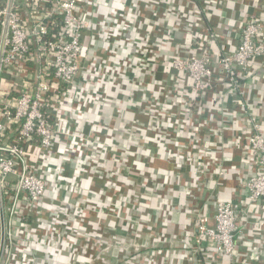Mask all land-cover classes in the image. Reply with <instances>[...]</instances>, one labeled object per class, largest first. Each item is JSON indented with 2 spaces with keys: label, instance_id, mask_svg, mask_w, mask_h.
<instances>
[{
  "label": "crops",
  "instance_id": "crops-1",
  "mask_svg": "<svg viewBox=\"0 0 264 264\" xmlns=\"http://www.w3.org/2000/svg\"><path fill=\"white\" fill-rule=\"evenodd\" d=\"M100 3L96 25L88 28L83 38L87 56L102 64L107 61L103 65L106 71L103 88L112 93L111 105L129 117L141 113L148 117L146 123L150 124H145L147 128L142 132H138L140 128L135 125L134 141L126 147L123 175L118 174L119 184L121 176L123 182L115 190L116 194L108 197L103 208L77 211L83 215L78 223L80 227L66 226L65 221L73 220L72 210L76 215V209L67 208L68 204H65L61 221L55 219L52 207L49 215L41 217L42 224L37 219L34 221L33 213L27 217L33 219L34 230L18 220L11 223L8 229L17 240L13 247L21 245V251L17 247V255L12 256L9 264H76L82 259L89 261V254L94 253L97 245L107 259L100 257L96 264H119L123 245L129 248L125 254L128 258L139 257L135 254L136 247L130 244L131 240H136L138 230L140 241L147 245L141 248L149 253L143 264H264V199L249 203L244 187L254 170L249 163L253 155L246 141L252 120L234 103V95L227 92L224 85H219L192 110V105L187 107L191 116L185 115L175 121L165 115L166 107L161 103L158 107L163 112L160 118L165 121L164 116L167 117L165 125L173 130L170 131L172 141L160 137L153 124L157 122L158 127L159 122L151 118L155 114L152 101L160 100L163 90L177 84L179 94L181 85L191 84L186 76L170 68L165 53L171 50L178 53V49L204 50L216 59L218 51H231L236 34L248 18L264 19V0H100ZM102 26L103 31H98ZM176 45L178 47H174ZM143 58L152 63L142 69L139 65ZM250 68L244 78V97L251 106L252 116L264 131V58L255 60ZM98 85V81L89 77V88L96 89ZM86 97L77 100L86 99L93 105L89 107L85 101V113L76 115L78 129L84 134L89 131L87 135L91 140H109L111 131L95 123L99 122L97 113L113 116L114 129L119 132L118 112L110 105L100 108ZM169 99L172 103L180 102V97L169 96ZM100 121L105 120L101 118ZM116 137L112 136L113 144L107 147L112 154L120 147ZM83 153L84 150L72 164H64V173L72 186L78 185L76 176L81 172ZM96 159L103 162L99 165L103 169L114 168L115 164L111 162L110 165L103 156H96ZM120 169L116 168L118 172ZM218 169L225 171L223 177L217 175ZM102 184L103 178L99 175H85L80 179L81 192H85L83 197L100 202L96 187ZM72 189L69 185L62 191L51 186L43 200L60 198L66 203ZM217 201L230 202L236 214L239 231L231 258L221 255L205 240L197 242L200 220L207 226L213 225ZM109 206L112 219L102 216ZM95 218L96 223H92ZM73 228L85 233L94 230L99 241L93 244L83 236L79 241ZM46 231L56 239H48L47 243L40 240L38 237ZM123 264L137 263L130 258Z\"/></svg>",
  "mask_w": 264,
  "mask_h": 264
},
{
  "label": "built area",
  "instance_id": "built-area-1",
  "mask_svg": "<svg viewBox=\"0 0 264 264\" xmlns=\"http://www.w3.org/2000/svg\"><path fill=\"white\" fill-rule=\"evenodd\" d=\"M100 5V0L12 2L0 62V198L5 228L2 264L10 263L17 247L21 251V245L13 247L17 240L9 225L26 220L32 213L34 221L43 223L40 220L46 212L39 205L46 191L51 186L61 191L72 187L64 164L76 161L84 142L87 145L90 140L77 126L76 115L85 110V101L77 98L88 95V79L94 78L101 64L98 59H88L83 45L85 31L96 25ZM6 6L7 0H0V37ZM217 53L212 59L204 50L187 52L168 63L191 83L181 85L178 104L183 116H191L190 105L192 110L219 85L234 95V103L252 120L246 141L254 170L244 187L248 202L257 203L264 199V131L244 97V78L254 61L264 58V19L248 18L235 36L233 49ZM91 92L90 96L101 93L99 87ZM216 172L220 177L225 175L221 169ZM22 202L25 206L18 208ZM214 209L212 226L200 220L197 242L205 240L231 258L239 231L234 207L230 202L217 201Z\"/></svg>",
  "mask_w": 264,
  "mask_h": 264
},
{
  "label": "rangeland",
  "instance_id": "rangeland-1",
  "mask_svg": "<svg viewBox=\"0 0 264 264\" xmlns=\"http://www.w3.org/2000/svg\"><path fill=\"white\" fill-rule=\"evenodd\" d=\"M187 19L188 18H186V22H187ZM170 39L173 40L172 37H170ZM174 39H176V38H174ZM174 47H178V45H176ZM173 51H175V50H171V52L165 53V56L163 54L164 58L167 60L168 63H170V61L172 60L173 57H175L177 55H185L188 52V51H184L183 49H178V53H174ZM146 61L147 60L144 58L141 59L142 65H139L140 68H142V67L147 68V66H150V64L152 63L151 61H150V63H148V61L146 63ZM106 63H107V61L103 64L101 63L99 66L96 67V70H95L94 80L96 82L98 81V83L100 85V86L98 85V87H99L101 93H98V95L92 94V96H90V94L92 93L91 91L93 89V86H92L91 88H89L88 95H86V94L85 95L88 96V97H86L87 99L90 98V100H94L93 101L94 104H98L100 106V108L107 107V105H110L111 107L113 106L112 107L113 110L117 111V108L114 107L113 104L111 105V103H110L112 101L111 91L107 92V90L103 88V82H106V81L101 80V79H97L98 76L105 77V79H106V71L104 70V66H103V65H106ZM177 87H178V85L174 84V85L169 86L167 89L163 90V92H161V95H160V100L152 101L153 105H151L152 106L151 108L155 113L151 116V118L154 121L157 120L159 122L158 127H157V122H154L153 124L156 126V130H158V134L160 135V137L166 138V141H172L173 140L172 134L170 132L173 130H169L165 125V121H167L166 116L170 117L171 119H174V121L177 119L179 120L183 116L181 114L182 110H180V106H179L178 102L172 103V100L169 99V96H171L175 99H176V97L179 98ZM109 99H111V101ZM105 100H109V102L105 101ZM85 101H86V105H88L89 107H92L93 103L91 101H87L86 99H85ZM161 103H163L164 106L166 107V112H165L166 116H164L165 121H161L162 119L160 118V113H163V112H160L158 107L161 106ZM84 109H85V104H84ZM83 113H85V110L81 109L80 114H83ZM122 113H119V112L117 113L121 119V121L118 122L119 127H120L119 132H116V131H118V129H114L115 127L113 126V124H114L113 116H109V117L107 115L102 116V114L97 113V117H98L97 119L99 120V122H95V121L94 122L96 124H98L100 127H102L103 130L105 129V131H107L109 129V131H111V136L109 137V140H103V141L102 140L98 141L96 139H93V140L90 139L91 142L89 140V142H90V143L88 142L89 145L88 144L86 145V142H84L85 145H84V153L83 154H85V156L83 155V158H81V161H82V166L80 167L81 172L76 179V183L78 185L73 184L72 192H71L66 203L63 202V199H60V198L54 199L55 202H54L53 207L55 208V210H54L55 219H58L60 221L63 219L62 214H64L63 213L64 208L66 207L65 204H68L67 208L71 207L70 209H76V215H74V210H72L70 213V214H72L73 220L68 219L67 221H65L66 226H70L71 224H74V228L76 226L80 227V224H78V223L81 221L83 215L81 216V214L77 213V211L80 212L81 209L83 212L90 211V210L96 211L95 210L96 207L103 208L105 206L104 204L106 203V200L109 199L108 197L110 195H115L117 192L115 190L119 189V187H120L119 185L123 182L122 176H121V183L119 184L118 174L123 175L122 169L125 167L123 162H124V160H127V149H126V147H127V145H130L131 141H134V136H135V132L137 129L136 126H138V128H140L139 129L140 131H138V132H142L141 130H145L147 128V126H145V124L148 125L150 123H146L148 120V117L143 116V114H141V113H135V116H134V114H132L133 115L132 117H129L127 114H125L126 112H124V111ZM101 118H103L105 121H100ZM116 126H118L117 123H116ZM87 134H89V131L85 135H87ZM89 135H87V141L89 139ZM113 135H115V136L117 135V137H116L117 145L120 147H118L119 149L117 148V151H114V153L112 154L111 153L112 151L107 150L108 149L107 147H108L109 143L113 144V142H112V136ZM160 137H159V140H161ZM123 142H124V145H122ZM139 142L142 143V140H140ZM115 147H117V146L115 145ZM96 156H103L104 160L109 161L110 165H112V163H114L115 164V165H113L114 168L112 169V167H109L108 169H103L102 167L99 166L103 162L98 161L96 159ZM84 157H86V159ZM123 157H125L126 159H124ZM114 159H116V160L113 161ZM86 166L89 167V169ZM116 168H121L120 169L121 171L118 172V170H116ZM90 172L93 175H97V176L99 175V177L103 178V184L100 186V188L96 187L98 189V191H97L98 195L100 196L99 197L100 202H98V203L91 200L89 197L84 198L83 196H84L85 192H81L80 179L85 178V175H86V177L87 176L89 177ZM58 193L60 194V190H58ZM94 198H96V196H94ZM138 203H139V201H137V204ZM110 206H112V204H110ZM110 206L108 207L110 210H107L108 208L106 210H104L102 212V216H105L106 218L112 219L113 215H112ZM47 212H46V214L49 215ZM49 212H51V210ZM122 216H123V214H122ZM139 219L140 218L138 217L137 220H139ZM76 220L78 222H74ZM91 221H92V223H96V218H95V220L93 219ZM98 223H103V221L98 220ZM46 229L47 228H45V230ZM56 229H58L57 226H56ZM37 230H39V229H37ZM39 231L41 232V230H39ZM74 232H76L78 234L77 238L79 241H82L83 237H88V239L91 240V242L93 244H96L99 241V238L96 236V235H98V233L94 230H89V231H87V233H85V232H83L77 228V229H74ZM136 232H134V233H136ZM139 233H140V231L138 230L137 238L135 241L134 240L130 241V244L136 247L135 254H136V256H139V257L132 259V256H131L130 258H131L132 262H135L137 264H143L142 262H143L144 258L145 259L149 258V253L147 250H143L141 248V246L146 247L147 245L143 244L140 241ZM53 235H52V233H49L46 231V233L43 236L41 235V237L39 236L38 238L40 240H45L47 243L48 239L50 241H54L56 239L55 237H52ZM141 235H143V232H141ZM151 240L152 239H150L149 244L151 243ZM50 245H52V244L50 243ZM110 245H113V244L110 243ZM98 247H99V245H97L95 250H94L95 254L94 253L89 254V258H88L89 261L82 259V260H80V262L79 261L76 262V264H81V262H82V264H84V263L96 264L95 261L98 260V258H100V257H104L105 259H107V255L104 253V251L101 250V248H98ZM128 250H129V248L125 247L123 245V248L121 251L122 254H120V257L118 258L119 264H123V263L127 262V260H130V258H128V256L125 255V254H128V253H126V252H128ZM122 255H124V256H122ZM90 258H91V260H90ZM128 263H130V262H128ZM0 264H2L1 260H0Z\"/></svg>",
  "mask_w": 264,
  "mask_h": 264
},
{
  "label": "water",
  "instance_id": "water-1",
  "mask_svg": "<svg viewBox=\"0 0 264 264\" xmlns=\"http://www.w3.org/2000/svg\"><path fill=\"white\" fill-rule=\"evenodd\" d=\"M13 0H7V6H6V15L4 17V22L2 26V32L0 37V62L2 58V52H3V46H4V40L6 37V30H7V22L9 13L11 11ZM5 228H4V216H3V210H2V203L0 198V260L2 257L3 249H4V241H5Z\"/></svg>",
  "mask_w": 264,
  "mask_h": 264
},
{
  "label": "trees",
  "instance_id": "trees-1",
  "mask_svg": "<svg viewBox=\"0 0 264 264\" xmlns=\"http://www.w3.org/2000/svg\"><path fill=\"white\" fill-rule=\"evenodd\" d=\"M51 192V191H50ZM50 192H48L47 194L49 195L50 194ZM54 202H55V200L53 201V200H50V199H44L41 203H40V205H39V208L42 210V211H44V212H47V211H50L51 209H52V207L54 206ZM23 206H25V202H22L21 204H20V206H18V208H23ZM18 216H21L20 215V212L18 213ZM22 218V217H21ZM19 221H20V224H22V225H29V226H31V228L32 227H35L32 223H31V219H19ZM33 230H34V228H32Z\"/></svg>",
  "mask_w": 264,
  "mask_h": 264
}]
</instances>
